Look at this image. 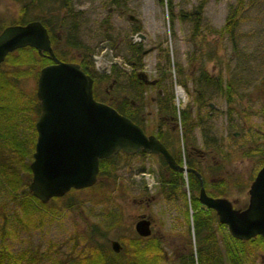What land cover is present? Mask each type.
Returning <instances> with one entry per match:
<instances>
[{"label":"rangeland","instance_id":"1","mask_svg":"<svg viewBox=\"0 0 264 264\" xmlns=\"http://www.w3.org/2000/svg\"><path fill=\"white\" fill-rule=\"evenodd\" d=\"M235 2L0 0V22H13L18 8L26 3V18L40 15L46 28L60 39L72 34L69 38L80 44L77 51L66 48L62 40L56 46L73 55L82 51L94 76L108 75L100 78L102 89L114 77L111 67L115 65L119 76L113 90L134 99L145 131L165 129L168 149L175 152L178 145L184 147L185 156L190 150L205 181L212 179L214 184L207 183L206 191L215 190L222 179L226 191L218 195L243 207L248 185L264 157V0H245L232 34H220L217 30ZM127 13L137 20L129 19ZM134 27L145 38L130 39ZM136 57L139 63L133 64ZM131 67L160 78L137 96L135 81L126 72ZM217 75L221 85L214 80ZM35 82L31 71L19 81L27 92L35 91ZM174 84L183 90L178 103ZM157 89L165 103L174 107L175 117L169 122L158 117ZM181 110L189 111L194 121L188 130L179 121ZM31 122L24 110L0 113V160L8 165L19 163L16 140L25 152L23 160L31 159L36 135ZM107 169L97 177L98 184L70 188L44 204L20 194L30 178L24 169L18 173L16 190L0 171V245L18 264H86L95 245L111 249L109 242L116 239L121 249L136 236L140 244L152 236L158 238L159 252L168 259L175 251L187 250L188 240L194 250L184 174L170 187L164 181L168 176L160 156L142 151H118ZM193 193L197 195V189ZM141 213L150 219L148 236L138 235L133 228ZM214 230L221 241L226 227L214 226ZM246 249L242 264H264V246L247 244Z\"/></svg>","mask_w":264,"mask_h":264},{"label":"water","instance_id":"2","mask_svg":"<svg viewBox=\"0 0 264 264\" xmlns=\"http://www.w3.org/2000/svg\"><path fill=\"white\" fill-rule=\"evenodd\" d=\"M127 17L137 20L131 13ZM136 37L145 38L141 31ZM133 36V35H132ZM29 45L50 62L42 64L36 75L35 96L39 112L34 121L35 140L28 162L27 188L41 202L62 195L70 188L91 185L97 178L98 160L115 152L143 151L158 153L168 167L181 172L193 171L198 177L197 199L212 208L230 235L248 239L264 236V158L247 188V202L235 207L224 195L206 192L200 173L184 163H177L153 133H146L128 116L92 95V76L78 62L60 59L53 52L46 26L37 18L11 22L0 29V61L16 47ZM143 83H154L143 70L136 71ZM138 235L150 234V219L143 213L133 223ZM113 251L120 249L110 240Z\"/></svg>","mask_w":264,"mask_h":264},{"label":"trees","instance_id":"3","mask_svg":"<svg viewBox=\"0 0 264 264\" xmlns=\"http://www.w3.org/2000/svg\"><path fill=\"white\" fill-rule=\"evenodd\" d=\"M168 2L169 0H167V3ZM244 5L245 0H236L235 4L226 13L222 25L217 30L220 34H232L235 26L238 23L239 14ZM25 6L26 3H23L18 8V16L13 22L21 23L31 18H37L45 25L44 19L40 15H33L31 18H26ZM170 6L171 5L169 3L168 9H170ZM169 14L171 15V10L169 11ZM4 24L5 23L3 21L0 22V29ZM47 31L53 51L57 57L64 60H72L76 62L78 61L80 67H82L83 69H85L84 67H88V62L86 60L84 61L82 51L77 52V54L73 55L71 53L61 51L56 46L57 42L62 40L66 43V48H71L77 51L80 44L75 39L69 38L72 36V34H68L67 38L60 39L58 35L53 33L50 29L47 28ZM138 49L139 46H136L135 51H137ZM49 61H51L49 56L39 54L34 47L29 45L16 47L15 49L8 51L4 55L3 59L0 61V113L11 115L16 111L24 110L27 112V118L32 121L31 124L34 126V121L39 112L38 100L35 96L34 91H25L20 85L19 81L27 71H31V73L35 77L37 75L39 67ZM138 61L136 57V63H139ZM111 68V71L115 75H117L115 65H112ZM91 73L93 74V72L90 71V74ZM104 76L108 75L99 73L97 74V76H95V79L93 81L92 95L96 99H100L112 105L118 112L128 116L131 120H133L143 128L140 120L141 118L136 111V109L138 110L136 104L130 105V107L129 99L125 98L124 102L126 107L124 105L122 107H119L112 99H109L106 95H100V93H103V89L100 87L99 81L100 78H103ZM204 78L207 79L210 78V76L205 75ZM132 79L135 81V90L137 94L141 96V90L145 85L143 84V82L138 81L135 75H132ZM214 80L218 83V85H221L219 75H217ZM226 87H230L229 82H226ZM164 98L165 96H163L162 94L157 95L159 104L157 107L158 112L162 115H171L172 118L175 117L174 107L169 106L168 103H165ZM226 98H230L228 90L226 91ZM129 109H132V111ZM180 113L181 115H179V121L183 123V128L188 130L194 125V121L190 118L189 111L181 110ZM143 130L145 131L144 128ZM165 131V129L162 130L159 127L156 134L154 132L151 133H154L155 136L164 143V139L166 136ZM3 135L6 139V135ZM15 150L16 153L20 155L18 164L12 163L8 165V163H6L5 161L0 160V171L4 175L9 187L14 190L17 189V184L20 181L18 174L20 170L22 171L24 169L27 175L30 176L28 158L26 156V159L23 160L25 157V152L22 150V148L19 147L17 140L15 142ZM117 152H115L110 157L99 158L97 177L102 172L104 173L108 171L107 168L109 167V163L111 162L112 157L116 155ZM171 153L177 163L184 162L186 166L193 167L195 170L201 172L199 164L194 162V159L196 158L191 156L190 154H186L185 156L184 150L181 149L179 145L177 146L176 151H173ZM161 160L165 166L168 176L166 179H164V181L168 185H170V187H173L177 184V178L182 179V173L178 169L168 167L162 158ZM201 178L204 188L209 184H214L210 179L206 180V182L204 177ZM99 182L100 181H97L96 178L95 182L87 187H91L95 184H98ZM186 182L187 188L189 190L188 207L191 210L189 216L191 221V229L194 235V250L191 249V242L190 240H188L187 250L181 252L180 250L175 251L168 259V257L164 255V252H159L158 238H154L152 236V238H147V241L144 244H140V236H136L134 239L131 238L130 240H128L127 244L122 245V248L118 251H113L109 247L100 249L95 245V252L90 258V261L88 260L86 264H169L173 261L175 262V264H242V259L246 254L245 250H247V244L264 246V236L260 234H256L255 236L248 239H239L230 235L228 231H225L223 234H221L222 236L220 241L218 235L214 230V226L220 228L224 227L225 224L219 222L216 218L214 210L201 204L198 201L196 194L193 193L194 189H198V177L193 171L186 172ZM216 184L218 186H215V190H210L207 188L208 191L212 195L223 194L226 191V187H222L223 185L225 186V181L219 179ZM20 194H22L23 196H27L37 203L44 204L38 198L31 194V192L27 188V184L22 185ZM16 195L17 194L12 193L13 197H15ZM54 197L55 196H52L50 198ZM28 198L25 199L24 202H28ZM185 215L187 216V209H185ZM159 259L162 261L158 262ZM164 261L168 263H165ZM0 264H18L16 259L10 254V252L4 245H0Z\"/></svg>","mask_w":264,"mask_h":264},{"label":"flooded vegetation","instance_id":"4","mask_svg":"<svg viewBox=\"0 0 264 264\" xmlns=\"http://www.w3.org/2000/svg\"><path fill=\"white\" fill-rule=\"evenodd\" d=\"M127 15V14H126ZM129 19H131V18H129ZM131 20H135V19H131ZM134 30H133V32L132 33H130L129 35H128V37L130 38V39H139V38H141V37H139V38H137L136 37V35H135V32L136 31H138L137 29H136V27H134L133 28ZM133 35V36H132ZM142 39V38H141ZM59 42V41H58ZM50 45H51V43H50ZM136 46H139V44H136L135 45V47ZM51 48H52V45H51ZM52 50H53V48H52ZM54 52V51H53ZM44 55H46V54H44ZM50 62V61H49ZM78 62V61H77ZM131 62L133 63V64H135L136 63V60H131ZM47 63V62H46ZM78 64H79V62H78ZM82 68V67H81ZM85 69H83L85 72H87L90 76H92V85H91V88H92V90H93V81H94V79H95V76L92 74H90V68L89 67H84ZM131 70H129V69H126V72L128 73L127 75H129L130 76V78H132V75H135V77H136V71L134 70V67H131L130 68ZM120 71V70H119ZM146 73V72H145ZM107 74H110V71H108V73ZM119 74H120V72H119ZM146 75L148 76V73H146ZM119 75H118V71H117V75H114V77H112L111 78V81L105 86V87H103V93H100V95H106L109 99H112L119 107H122L123 105L125 106V102H124V100H125V98H126V94H123V93H120V91H115V90H113V86L114 85H116V81H117V77H118ZM149 77V76H148ZM137 78V77H136ZM151 78V77H150ZM156 78V81L154 82V83H156V82H158V80H159V77H155ZM137 80L138 81H141L140 79H138L137 78ZM142 82V81H141ZM154 83H143L145 86H147V85H150V84H154ZM144 86V87H145ZM144 87L142 88V90H141V93L144 91ZM158 90V92H157V95L158 94H160L159 92H160V89H157ZM135 92H136V90H135ZM136 95L137 96H139L138 94H137V92H136ZM98 100H100V99H98ZM135 101H134V99H129V106L130 105H135V103H134ZM126 107V106H125ZM125 107H123V108H125ZM131 107V106H130ZM135 107V106H134ZM129 110H131L132 111V109H129ZM136 111L138 112V110L136 109ZM140 116V115H139ZM158 117L160 118V119H165V121H170V118H172V116L171 115H162V114H160L159 112H158ZM173 123H174V121H173ZM158 125H160V123L158 122V124H157V126ZM162 130H163V128H161ZM158 131V128L155 130V131H153L155 134H156V132ZM148 133H151V132H149L148 131ZM153 133V134H154ZM154 134V135H155ZM166 146V145H165ZM169 151H171L170 149H168ZM183 150L185 151V148L183 147ZM171 152H173V151H171ZM189 152H190V150H188V151H186V154H189ZM156 154H158V153H156ZM172 154V153H171ZM160 155V154H159ZM174 157V156H173ZM162 158V157H161ZM264 158V157H263ZM163 159V158H162ZM263 160V159H262ZM198 164V163H197ZM199 172V171H198ZM200 173V176L201 177H204L205 178V174H204V172L202 171V169H201V172H199ZM196 175V174H195ZM197 176V175H196ZM210 180H212V179H210Z\"/></svg>","mask_w":264,"mask_h":264},{"label":"built area","instance_id":"5","mask_svg":"<svg viewBox=\"0 0 264 264\" xmlns=\"http://www.w3.org/2000/svg\"><path fill=\"white\" fill-rule=\"evenodd\" d=\"M173 96L177 103L179 102V100L183 98V90L180 87V85H177V84L173 85ZM179 107L180 106L176 104V108L178 109Z\"/></svg>","mask_w":264,"mask_h":264}]
</instances>
